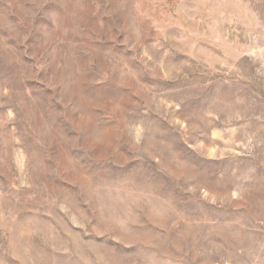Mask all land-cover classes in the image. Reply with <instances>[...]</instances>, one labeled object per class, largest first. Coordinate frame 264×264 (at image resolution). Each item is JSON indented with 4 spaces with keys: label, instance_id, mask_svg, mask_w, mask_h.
Returning <instances> with one entry per match:
<instances>
[{
    "label": "rangeland",
    "instance_id": "1",
    "mask_svg": "<svg viewBox=\"0 0 264 264\" xmlns=\"http://www.w3.org/2000/svg\"><path fill=\"white\" fill-rule=\"evenodd\" d=\"M0 264H264V0H0Z\"/></svg>",
    "mask_w": 264,
    "mask_h": 264
}]
</instances>
